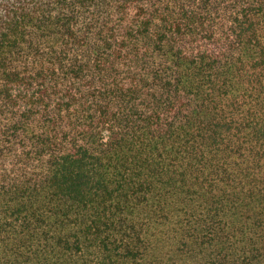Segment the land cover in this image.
<instances>
[{
	"label": "trees",
	"instance_id": "trees-1",
	"mask_svg": "<svg viewBox=\"0 0 264 264\" xmlns=\"http://www.w3.org/2000/svg\"><path fill=\"white\" fill-rule=\"evenodd\" d=\"M0 264H264V0H0Z\"/></svg>",
	"mask_w": 264,
	"mask_h": 264
}]
</instances>
